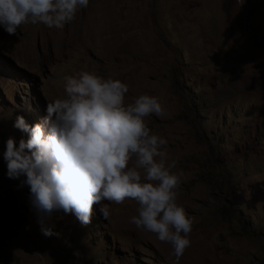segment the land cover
Instances as JSON below:
<instances>
[{"label":"rangeland","instance_id":"obj_1","mask_svg":"<svg viewBox=\"0 0 264 264\" xmlns=\"http://www.w3.org/2000/svg\"><path fill=\"white\" fill-rule=\"evenodd\" d=\"M81 70L127 83L125 103L159 98L151 131L183 171L177 203L193 219L179 264H264V0H89L63 29L0 27V264H176L169 244L129 222L138 207L105 201L92 223L54 213L45 238L27 187L6 177L4 141Z\"/></svg>","mask_w":264,"mask_h":264},{"label":"clouds","instance_id":"obj_2","mask_svg":"<svg viewBox=\"0 0 264 264\" xmlns=\"http://www.w3.org/2000/svg\"><path fill=\"white\" fill-rule=\"evenodd\" d=\"M89 0H0V27L16 35L21 25L63 29L86 9ZM64 95L47 102L45 115L29 123L18 114L2 152L6 177L27 187L30 210L45 238L58 236L47 221L54 213L71 215L81 226L92 223L94 206L101 217L109 205L134 200L129 222L170 245L179 264L191 246L193 219L177 203L183 171H173L168 141L145 118L163 117L159 98L140 94L125 103L127 83L81 70L63 77Z\"/></svg>","mask_w":264,"mask_h":264}]
</instances>
